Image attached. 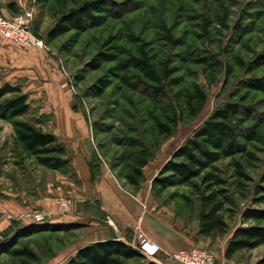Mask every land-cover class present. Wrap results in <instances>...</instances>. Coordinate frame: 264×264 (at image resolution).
<instances>
[{
    "label": "trees",
    "instance_id": "1",
    "mask_svg": "<svg viewBox=\"0 0 264 264\" xmlns=\"http://www.w3.org/2000/svg\"><path fill=\"white\" fill-rule=\"evenodd\" d=\"M37 2L47 6L54 17L46 35L40 34L47 43L71 32L76 42L81 33L110 18L122 16L118 9L120 3L116 0ZM162 28L165 40L173 48L181 49L174 57H164L151 47L150 42L129 35L133 46L113 42L109 50L97 53L90 65L99 69L105 63L112 64L109 67L111 76L122 85L143 90L150 96L151 106L147 114L151 122V139H127L130 149L123 168L127 182L134 187H140L144 181V168L153 160L162 141L172 136L180 124L198 116L208 100L205 86L196 80H188L181 71L189 72L195 66L206 75L210 84H215L219 74H224L220 103L173 151L153 179L152 192L158 198L172 186H187L191 193L173 195L180 196L187 206H197L195 217L200 235L211 239L230 235L226 248V257L230 259L240 252L264 245V208L247 206L241 211V223L233 228L230 223L236 215L239 198L252 196L253 205L264 202V187L255 183L250 173L255 163L261 160L258 152H264L261 147L264 145V74L255 73L264 66V54L257 53L246 60L230 48L223 53L207 49V53L201 55L189 47L185 39L175 37L167 25ZM236 28L237 34L244 36L242 24H237ZM207 34H210L208 29ZM176 60L180 63L176 64ZM240 71L244 75L239 74ZM100 82L96 89L98 93L107 86L104 79ZM29 111V96L22 87L2 84L0 80V119L13 125V144L17 154L22 158H34L39 165L49 169H68L71 160L66 145L55 133L44 130L39 124L40 119L24 118ZM98 158L94 154L90 163L93 180H97L100 174V164L95 163L99 162ZM251 191L253 195H250ZM73 226L49 227L14 221L2 233L3 239L0 240H7L3 252L12 255L20 264L38 262L40 257L30 243L19 246L18 239L12 236L30 237L46 230H68ZM0 264L13 263L2 261ZM64 264L158 263L138 246L112 237L79 247Z\"/></svg>",
    "mask_w": 264,
    "mask_h": 264
},
{
    "label": "rangeland",
    "instance_id": "2",
    "mask_svg": "<svg viewBox=\"0 0 264 264\" xmlns=\"http://www.w3.org/2000/svg\"><path fill=\"white\" fill-rule=\"evenodd\" d=\"M29 1L31 2L27 8H20L14 1L0 0V8H9L14 13L13 15L20 14L26 9L32 10L34 13L33 27L39 35L45 36L54 22V17L47 6L43 7L42 4H38L37 0ZM116 1L120 3L118 6L122 14L120 18H110L101 25L81 33L77 36L76 42L73 40V32L52 43L46 42L48 45L46 49H51L50 51L54 53L53 56L63 68L67 85L75 95V105L86 113L93 136L94 154L99 157V162L95 163L100 166L102 163L107 164L125 190L133 194L138 191L148 194L151 192L159 205L172 207L184 218L195 220L197 206H187L180 196L173 195L174 193H191L187 186H172L157 198L152 192V181L173 151L204 122L220 103L219 94L224 74H219L218 81L215 84H210L206 75L195 66L189 72L181 71L186 74L188 80H196L205 86L208 100L198 116L180 124L172 136L162 141L153 160L144 168V181L140 187H134L127 182L123 168L124 160L130 149L127 139L129 137L151 139V122L147 114L151 106L150 96L143 90L122 85L116 77L111 76L109 67L112 64L105 63L101 68L94 69L90 65V61L95 58L97 53L109 50L113 42L129 47L133 46L129 35L150 42L151 47H154L164 57H174L181 49L173 48L165 40L162 25H167L175 37L185 39L187 45L201 55H205L207 49L222 52L233 48L246 60H250L257 53L264 54V0H131L129 4L124 3L128 0ZM223 17L225 20L222 19ZM206 21H208L207 24H205ZM237 24H242L244 36L237 34ZM207 29L210 34H207ZM212 38L217 42L212 43ZM175 63L179 64L180 61L176 60ZM242 73L240 71L239 74L244 75ZM255 73L264 74V66L258 68ZM100 79L107 81V86L102 93L96 92L101 84ZM24 118L36 119L30 114L25 115ZM12 129H14L12 123L0 119V182L6 183L10 175H15L21 186H27L29 178L31 180L33 178L32 182L39 183L38 185L42 187L49 183L53 188L51 197L57 200L64 212L71 213L75 209V212L80 216L73 221L55 222L49 221L48 215L44 211L34 209L28 214L31 219L30 224L48 225L49 227L74 226L68 230H46L30 237H21L20 234H14L12 237L18 239L19 246L22 245L21 243H30L38 253L40 260L29 264H64L67 259L76 254L79 247L96 238L101 229L107 230L111 221L106 211L103 210L97 194L87 196L84 195L85 190L77 188L79 185L76 183L79 181L73 169L69 167L65 170L45 171L34 158L20 157L13 144ZM8 140H12V143H7ZM258 153L261 160L255 163V166L250 169V173L254 177L255 183L264 187V152L259 151ZM14 157L18 160V167H15ZM62 175L67 177L65 184H61L59 181V177ZM97 181L91 177L90 182L94 187H96ZM70 183L78 186L73 187ZM59 184L62 185L60 192L56 191ZM253 193L251 191L250 195ZM251 198L252 196H249L248 199L239 198L236 201L237 212L235 217L230 220L231 228L241 223L243 208L247 206L264 208V202L253 205ZM65 199L71 201L69 208L60 203ZM145 202L143 200V208L147 209ZM134 232L138 244L135 227ZM225 237L208 238L211 242L209 241L204 247L216 256L213 244L217 246L216 244L221 243V239ZM0 241L3 242L0 244V262L20 264L18 260L13 259L12 255L3 252V246L7 240ZM240 259L244 264H264V245L252 252L251 250L243 251ZM217 262L219 263L218 258Z\"/></svg>",
    "mask_w": 264,
    "mask_h": 264
},
{
    "label": "crops",
    "instance_id": "3",
    "mask_svg": "<svg viewBox=\"0 0 264 264\" xmlns=\"http://www.w3.org/2000/svg\"><path fill=\"white\" fill-rule=\"evenodd\" d=\"M11 1L16 2L20 8H27L31 2ZM0 12L8 16L14 14L9 8H0ZM50 50L21 48L0 36V80L2 84L21 86L29 96L28 115H33L36 120L40 119L39 124L44 130L55 133L66 145L71 160L69 167L76 173L79 181L76 183L79 186L70 184L85 190L84 195H98L111 223L107 230L101 229L92 241L116 237L136 245L134 227L141 222L146 235L162 249L154 260L158 264H183L169 257L167 253L196 246L204 247L211 240L199 234L197 219L191 221L172 207L159 205L151 192L148 194L138 191L133 194L125 190L107 164H101L97 185L93 186L90 182V163L95 149L89 122L84 110L75 105L73 90L64 85L67 82L66 75ZM11 131L13 136L14 129ZM7 143L11 144L12 140ZM14 159L15 167H18V160L16 157ZM42 167L45 171L52 170ZM7 180L6 183L0 182V238L3 231L14 221L30 224L28 214L34 209L44 211L49 221H73L80 218L75 209L71 213H65L57 200L51 197V184H44L42 187L39 183L32 182L33 178H29L27 186H21L15 175H10ZM66 180L67 177L63 175L59 177L61 184H65ZM61 184L56 191L62 190ZM143 200L146 201L147 209L143 208ZM229 237L230 235L221 239L217 246L213 244L219 264H244L240 259L242 252L230 259L226 257Z\"/></svg>",
    "mask_w": 264,
    "mask_h": 264
},
{
    "label": "built area",
    "instance_id": "4",
    "mask_svg": "<svg viewBox=\"0 0 264 264\" xmlns=\"http://www.w3.org/2000/svg\"><path fill=\"white\" fill-rule=\"evenodd\" d=\"M33 19L34 13L29 9L11 16L0 12V36L21 48H48L46 41L35 31ZM67 84L66 82L65 85ZM60 203L66 208L71 206V201L66 199L61 200ZM135 229L139 240L136 246L150 258L157 256L162 249L146 235L141 222L135 225ZM167 254L183 264H219L216 256L205 247L196 246Z\"/></svg>",
    "mask_w": 264,
    "mask_h": 264
}]
</instances>
